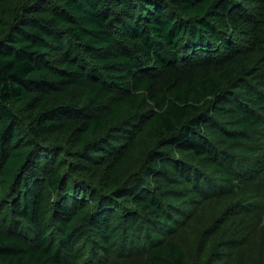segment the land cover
I'll use <instances>...</instances> for the list:
<instances>
[{"label": "trees", "instance_id": "trees-1", "mask_svg": "<svg viewBox=\"0 0 264 264\" xmlns=\"http://www.w3.org/2000/svg\"><path fill=\"white\" fill-rule=\"evenodd\" d=\"M0 264H264V0H0Z\"/></svg>", "mask_w": 264, "mask_h": 264}]
</instances>
